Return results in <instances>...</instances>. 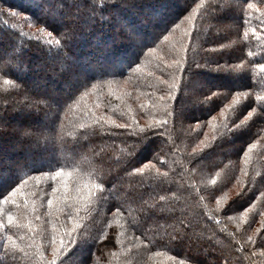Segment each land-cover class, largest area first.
Returning <instances> with one entry per match:
<instances>
[{"label": "trees", "instance_id": "1", "mask_svg": "<svg viewBox=\"0 0 264 264\" xmlns=\"http://www.w3.org/2000/svg\"><path fill=\"white\" fill-rule=\"evenodd\" d=\"M62 2L76 12L67 16ZM249 3L256 7L248 8ZM92 5L103 6V19L92 15ZM147 9L151 13L141 15ZM259 9L264 0H128L123 5L118 0H0V122L7 129L0 132V154L4 145L20 146L8 162L0 156V196L27 181L19 207L3 205L5 222L11 213L22 226L0 229V264H49L45 248L53 231L65 232L68 212L82 229L101 228L105 240L96 246L87 237L89 250L72 248L62 264H105L112 255L121 260L117 264H264V10ZM76 19L86 21L82 26ZM44 27L51 37L37 32ZM68 27L75 34L65 46L60 33ZM181 58L184 72L175 64ZM173 82L176 99L161 100ZM211 93L218 95L194 102L195 96ZM39 98L51 107H31ZM172 108L183 125L164 116ZM252 108L251 120L219 136L218 128L243 120ZM162 119L168 120L167 130L157 129L163 136L151 135L124 166L129 137ZM125 124L129 127H120ZM15 128L44 132L47 138L19 139ZM213 136L216 141L195 157L193 167L192 149L213 142ZM40 142L44 145H36ZM144 165L143 172L134 170ZM157 169L169 174L160 186ZM97 185L103 187L100 200ZM242 187L245 194L238 197ZM80 190L94 195L83 199ZM142 200L158 203L160 215L171 217L169 209L175 208V216L192 220V241L170 242L171 219L145 223L137 210Z\"/></svg>", "mask_w": 264, "mask_h": 264}, {"label": "snow or ice", "instance_id": "2", "mask_svg": "<svg viewBox=\"0 0 264 264\" xmlns=\"http://www.w3.org/2000/svg\"><path fill=\"white\" fill-rule=\"evenodd\" d=\"M120 4H127L128 0H118ZM108 4H104L103 6H106ZM102 6V7H103ZM231 6V5H230ZM102 7H96L95 5L90 6V10L93 16H100L101 19L104 18V15L101 12ZM248 8H255L256 6L252 3H249L247 5ZM2 11V10H0ZM9 14L15 15L16 13L10 12ZM48 28H37V32H44L47 31ZM47 34L49 37L53 35L52 31H47ZM75 34L74 30L71 27L65 28L63 32L60 33V36L65 44L66 41L70 40L72 36ZM248 33L247 31L245 32V36H247ZM164 39L167 40L168 37L164 36ZM58 44L61 43L60 40L56 41ZM149 51H155L154 48H150ZM186 63L185 58H181L180 60H176L175 64L177 66L178 71H186L181 67L182 64ZM192 63L196 64V68H201L202 66L198 63H196L194 60ZM261 68H264V64L260 65ZM189 68H191V65H189ZM167 83V81H165ZM176 87V82H173L168 86V91L166 93V96H161V100H175L176 96L172 95V89ZM217 93H211L209 96L203 97V99H200L201 96H195L194 97V102H201V101H207L211 99L214 96H217ZM238 96H248V93H237ZM257 99H262L261 97H257ZM239 103V101L234 97L232 100V104L235 105ZM41 104L44 105V108H41ZM31 107L43 111L45 109H48L51 107L50 101L46 98H39L37 99L34 104L31 105ZM174 108L170 109L169 111H166L164 113V116L170 117L174 122L175 125H183V121L177 119L174 117ZM256 112V108H252L251 111L247 112V115L243 116V120H237L233 122V120L230 121V123H224L222 125L223 130L221 131L219 128L217 131L219 132V136L231 132L233 129L240 127L243 124H246L251 118L253 117L254 113ZM212 119H216V117H212ZM120 127H129V125H120ZM158 128H164L167 130L168 128V120L162 119V120H153L152 123L150 124H145L141 126L138 131L133 133L129 139L132 141L131 144L128 145V152L127 156L122 158V163L124 166H128L129 161L135 156V153L137 150L149 139L151 135H159L163 136V133H158L157 129ZM7 129L4 127V123L0 122V132L6 131ZM12 131L16 132L21 139L24 138H33V139H46L47 138V133L40 132V131H34L33 129H21V128H15ZM56 134V133H55ZM217 137L213 136L212 141L210 143L204 144L203 148H193L192 149V158L189 159V163L195 166L193 164V161L196 156H198L202 151L210 147L215 141ZM203 143V142H201ZM160 152H163V147L160 148ZM245 156H247V152L244 153ZM121 161H118L120 163ZM148 165H144V168H135L134 170L136 172H143L145 168H147ZM152 167H155V165H152ZM191 175L193 178H195V172L190 170ZM158 173V183L157 186H160L161 184L165 183L167 178H168V172H160L159 169H157ZM60 173L57 172L56 176H59ZM247 176L248 174L245 173ZM254 181L252 179L249 180V184L253 183ZM27 184L26 180H20V182L13 187L10 191H8L5 195L0 196V229H4L5 231H10L13 227L19 229L22 225L15 220L13 215L11 213H8L7 215V221L2 218V214L4 212L3 205L5 204H11V205H17V199L22 193V189L24 186ZM96 188L100 191V195L97 197L98 200L103 199V187L102 185H97ZM53 193L57 191V189L53 188L52 189ZM245 194L244 188H241V191L237 192L236 195L238 197H242ZM94 195L91 191L89 192V196L91 197ZM261 195L264 196V192H261ZM166 199L165 196H160L159 200L164 201ZM53 201L51 199L48 200V204L51 206ZM19 207V205H17ZM157 207L158 203H153L149 204L147 201H143L142 203L138 206V211L142 213L143 219L145 223L147 221L151 220L153 217H156L157 219H171L173 221L172 225V234L169 235V240L170 242H177V241H192V228H193V222L192 220H189L186 216L181 218L179 216H175V208L169 209L170 213H172L171 217L163 216L158 214L157 212ZM66 216L68 219H72V214L71 212L66 213ZM36 219H40L39 216L36 217ZM133 227H136L137 229L141 228L142 225L139 223L133 224ZM157 228L160 227L159 224L156 225ZM143 234V233H142ZM66 237V239H65ZM86 237L92 239L95 243L96 246H98L100 243H102L105 240V237L103 235L102 229L101 228H90V227H85L83 229L80 228L78 223H74L71 229H66L65 232L61 235L59 241H58V246L52 248V260L49 262V264H57V259L59 258V264H62L61 258L65 256L66 253H68L75 245L78 244V242L83 241ZM249 240L252 239V237L248 238ZM7 240L9 242H13V237L9 235L7 237ZM151 243V241H149ZM52 245H56L57 241L55 237L52 238L51 240ZM13 247H15V243L13 242ZM86 264H89V262H86Z\"/></svg>", "mask_w": 264, "mask_h": 264}, {"label": "rangeland", "instance_id": "3", "mask_svg": "<svg viewBox=\"0 0 264 264\" xmlns=\"http://www.w3.org/2000/svg\"><path fill=\"white\" fill-rule=\"evenodd\" d=\"M62 4H66V5H63V6H66V11L67 12H65V14H67V16L69 15V14H71L72 12H76V9H74V7H72V5L71 4H67V3H63L62 2ZM258 6H260V5H258ZM261 8H262V6H260ZM63 9H65V8H63ZM259 10H264V9H259ZM63 12H64V10H62ZM69 11V12H68ZM147 13H151V11L149 10V9H147V10H145V11H143V13L141 14V15H145V14H147ZM232 18V20H235V19H233V18H235V16L234 17H231ZM65 21H69L70 20V18H65L64 19ZM81 20H83V19H76V21L77 22H81V25L83 26V22L84 21H86V20H83V22L81 21ZM117 29V28H116ZM112 30H115V28L114 27H112ZM151 30V32H153L154 30H152V29H150ZM64 65V64H63ZM225 76H226V74H225ZM233 80H236L237 81V78H233ZM254 94H255V92H251L250 93V95H249V98L251 97V96H254ZM3 116L4 115H0V119H2L3 118ZM10 121H12V123L15 125V126H18L19 124H20V122L19 121H17L16 119H9ZM237 135H239V134H237ZM17 138H19L20 139V136L19 137H17ZM25 139V138H24ZM45 140V139H44ZM45 142V141H44ZM41 143V142H40ZM36 145H44L43 143H41V144H39V143H37ZM16 147V148H15ZM20 146H16V144H15V142L14 143H11V147L9 148V146L7 145V146H5L4 145V147H3V149H2V152H1V154H0V156H2V159H4V160H7L6 162H8V160H9V154H11V153H13L14 151H16V149H18ZM15 148V149H14ZM14 150V151H13ZM27 158H29L28 156H26ZM46 163V161L44 162V164ZM66 178H67V176H65ZM68 191H69V189H68ZM80 191H82V190H80ZM82 192H84V191H82ZM87 196H89L88 195V193L87 192H84V197H83V199H85ZM64 218H67V217H64ZM63 218V220H64V222H66V223H68L69 222V224H68V226H67V228L66 229H71V227L73 226V224L74 223H79L80 222V220L79 219H75V220H70V219H64ZM83 221H85V218H83ZM83 223L81 224V225H79L80 226V228L82 229V227H83ZM59 231H61V227L59 226V228H58V232ZM55 231H53V235L55 236V238H56V240H58L59 241V239H60V237H61V235L63 234L62 232H59V233H57V235H55ZM65 239H66V237H65ZM90 244H91V242H89V241H87V237L83 240V241H81V242H78V244L77 245H75L74 247H73V249H79V250H84V249H86V250H89L88 248L90 247ZM56 246H58V243L56 244V245H52V244H49L46 248H45V250L47 251V256L49 257V258H51L52 259V248L53 247H56ZM80 255L79 256H81V253H79ZM147 255L148 254H144L143 256H142V258H146L147 257ZM195 255H197V257H199V256H201V254H199V253H196ZM203 255H205L204 253H203ZM112 257H113V255H112ZM110 258V257H108V258H104L103 260H104V262L105 261H108V262H106L105 264H117L119 261H121V260H117L116 258H115V256L113 257V258Z\"/></svg>", "mask_w": 264, "mask_h": 264}]
</instances>
